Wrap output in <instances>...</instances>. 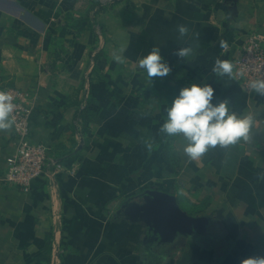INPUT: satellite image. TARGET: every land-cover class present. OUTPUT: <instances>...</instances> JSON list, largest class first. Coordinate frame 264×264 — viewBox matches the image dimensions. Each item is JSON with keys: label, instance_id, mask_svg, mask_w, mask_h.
Instances as JSON below:
<instances>
[{"label": "crops", "instance_id": "crops-1", "mask_svg": "<svg viewBox=\"0 0 264 264\" xmlns=\"http://www.w3.org/2000/svg\"><path fill=\"white\" fill-rule=\"evenodd\" d=\"M252 28L264 32V0H0V88L28 93L32 139L60 165L47 163L28 191L7 185L14 139L11 127L0 129V264L264 257V95L213 71L217 59L232 62ZM154 47L167 76L149 78L139 66ZM178 48L192 51L182 58ZM191 83L211 84L214 102L251 116L248 138L192 159L182 134L161 131ZM149 189L206 222L153 237L124 208Z\"/></svg>", "mask_w": 264, "mask_h": 264}, {"label": "clouds", "instance_id": "clouds-1", "mask_svg": "<svg viewBox=\"0 0 264 264\" xmlns=\"http://www.w3.org/2000/svg\"><path fill=\"white\" fill-rule=\"evenodd\" d=\"M179 31L183 34L186 28L179 26ZM191 51V48H178L175 55L183 58ZM139 66L146 70L149 78L167 76L171 71L158 47L141 58ZM232 69L230 61L219 59L213 67V71L221 75H230ZM250 87L264 95V79L251 81ZM214 91L211 84L191 83L181 88L168 106L167 119L161 126V131L168 135L182 134L186 141L183 151L192 159L199 158L210 146H227L241 137L248 138L252 117L231 112L227 100L214 102ZM12 100L9 93L0 92V129H8L12 125L9 119L14 107ZM241 264H264V257H248Z\"/></svg>", "mask_w": 264, "mask_h": 264}, {"label": "built area", "instance_id": "built-area-1", "mask_svg": "<svg viewBox=\"0 0 264 264\" xmlns=\"http://www.w3.org/2000/svg\"><path fill=\"white\" fill-rule=\"evenodd\" d=\"M232 76L245 92H254L251 81L264 79V32L252 28L246 32L232 55ZM14 105L9 119L12 121L14 152L7 159V165L1 175L2 182L15 185L28 191L32 182L46 173L49 162L59 170L60 165L49 157L50 146L32 139V107L28 103V93L18 87H3ZM85 105H82V109ZM80 123H76L79 130Z\"/></svg>", "mask_w": 264, "mask_h": 264}, {"label": "water", "instance_id": "water-1", "mask_svg": "<svg viewBox=\"0 0 264 264\" xmlns=\"http://www.w3.org/2000/svg\"><path fill=\"white\" fill-rule=\"evenodd\" d=\"M126 213L141 217L153 237H167L175 232L191 233L206 219L188 215L180 209L173 195L156 189L145 190L142 201L124 203Z\"/></svg>", "mask_w": 264, "mask_h": 264}]
</instances>
